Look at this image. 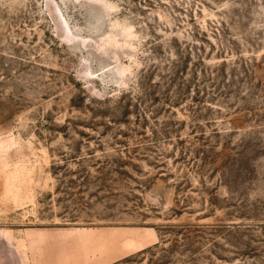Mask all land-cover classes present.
I'll return each mask as SVG.
<instances>
[{
    "label": "rangeland",
    "instance_id": "374dc122",
    "mask_svg": "<svg viewBox=\"0 0 264 264\" xmlns=\"http://www.w3.org/2000/svg\"><path fill=\"white\" fill-rule=\"evenodd\" d=\"M0 264H264V0H0Z\"/></svg>",
    "mask_w": 264,
    "mask_h": 264
}]
</instances>
